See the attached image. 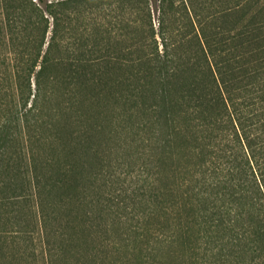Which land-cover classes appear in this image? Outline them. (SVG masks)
I'll return each mask as SVG.
<instances>
[{"label": "trees", "instance_id": "1", "mask_svg": "<svg viewBox=\"0 0 264 264\" xmlns=\"http://www.w3.org/2000/svg\"><path fill=\"white\" fill-rule=\"evenodd\" d=\"M149 1L0 0V206L32 201L68 264H264V0H154L157 32Z\"/></svg>", "mask_w": 264, "mask_h": 264}, {"label": "rangeland", "instance_id": "2", "mask_svg": "<svg viewBox=\"0 0 264 264\" xmlns=\"http://www.w3.org/2000/svg\"><path fill=\"white\" fill-rule=\"evenodd\" d=\"M149 7L152 16V24L155 31L157 32L159 26V18L161 20V9L159 10L157 2H154V0L149 1ZM136 15V13L127 8L122 12V19H124L125 22L128 23ZM138 15V23L141 25V27H139L142 29L144 25L143 16L139 12ZM119 26H121L122 28H120L117 33L120 34V38L123 40V44L126 45L128 44V40L125 39L127 38V33H129L128 37H132L133 35L135 36V34L132 33V26H129L130 28L128 27L126 29V25L124 22L120 23ZM158 41L160 42V39H158ZM109 108L110 107L107 105V108L102 110V117L97 118L94 121L92 120L90 123H96L99 126L105 125L106 127V123L109 122L111 113H113V111L109 110ZM105 140L106 139L104 138V136H96V134H93V136L90 137L91 147L93 146L94 148H99L103 150V152L107 149H109L110 152L112 151L111 153L109 152V161L112 166H115L117 161L118 164H122L120 170L125 171L130 167L131 164H136L137 168L142 162L141 159L143 158H140L138 154H133V151L136 150L135 148H129L127 150L128 152H119L117 150L118 147H116V143L114 141L110 140L105 142ZM86 146H88V144H86ZM138 146L139 145H136V148ZM126 152L127 155H124ZM119 153H122V155H119ZM89 164L92 165L95 163L90 161L88 163V169H90ZM120 170L116 171V173L122 172ZM90 178V176L87 177V182L85 184L86 188L91 185ZM118 181L122 182V191L123 189L127 191L123 196L125 199V203H127V207H112V216L125 217L128 221L127 227L131 224H139L140 221H138L137 219H143V221L145 222V220L147 219L143 217L144 206L138 203L134 205V202L137 201L132 202V200L128 197L131 196V189L137 186V184L135 183V179L131 177H126L125 179V176L122 174L121 178H119ZM102 183V180H98L96 184L97 186H99ZM120 183L118 185H120ZM85 192H87L86 194L90 193L89 190H85ZM145 193L148 194V191L146 190ZM34 211L35 206L33 205V202L29 200L18 199L16 201L8 203L6 206H0V264H68L66 262H63L61 258H59V261L58 258H52V260L49 259V252L47 251V247L42 246L39 240L41 235L38 232ZM97 221L99 222V220ZM151 222L154 223L153 225H156V223H158L157 217L155 216L154 220L152 219ZM114 230H116V228ZM111 237L115 239L116 233L112 234ZM157 250L159 252V255H156V258L161 260V249H159V246ZM152 257L153 254L148 259L152 261ZM130 264H139L136 256L133 257V261Z\"/></svg>", "mask_w": 264, "mask_h": 264}]
</instances>
